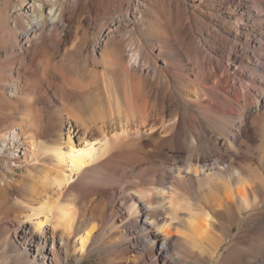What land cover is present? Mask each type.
I'll return each instance as SVG.
<instances>
[{"label":"bare ground","instance_id":"obj_1","mask_svg":"<svg viewBox=\"0 0 264 264\" xmlns=\"http://www.w3.org/2000/svg\"><path fill=\"white\" fill-rule=\"evenodd\" d=\"M190 1L195 12L181 2L184 10L163 9V23L134 16L145 28L131 43L117 39V26L102 35L96 11L95 38L84 30L61 60L55 57L66 28L85 18V4L22 0L13 11L25 27L22 33L14 24L10 33L28 75L26 85L11 79L10 114L18 120L0 132V154L9 148L6 166L26 169L13 180L21 188L16 234L24 257L66 264L75 237L76 262L105 242L117 249L119 264H253L254 254L264 260V231L247 240L230 231L244 212L263 207L264 167L235 164L243 162L249 116L264 107V42L252 34L264 29V0ZM214 15L220 29L208 24ZM220 31L234 39L233 48L245 46L243 55L224 48ZM82 54L92 66L74 61ZM162 56L173 71L158 63ZM257 124L264 134V122ZM188 185L202 190L204 203L192 201Z\"/></svg>","mask_w":264,"mask_h":264},{"label":"rangeland","instance_id":"obj_2","mask_svg":"<svg viewBox=\"0 0 264 264\" xmlns=\"http://www.w3.org/2000/svg\"><path fill=\"white\" fill-rule=\"evenodd\" d=\"M81 1L83 4H85L86 7L85 18L83 19L74 18L72 22L69 24V26L66 28L61 51H59L56 54L55 60H61L64 54L67 52V50L71 47V45L74 44L75 46L78 42H80L84 30L88 31L87 33L88 39L91 40L95 38L96 33L100 30L99 22L98 24L94 23V20L96 18V14H95L96 11H99L100 13L103 14V19H101L100 21H103L106 27L103 30L102 35L107 33L108 28L112 27L113 29L116 28L117 26V34H116L117 39L122 40L125 43H131L133 41H138L139 39H141V37L143 36L142 35L143 29L145 28L144 21L147 17L146 15H148L147 18H150V15L151 17H155V19L159 17L157 21L163 23L165 14H167V12L170 10L177 9V7H179L180 10H184L185 5L189 4L190 13L195 12L193 7L191 6L194 5V3L190 0L189 1L186 0L184 1L183 0H81ZM21 2L22 0H0V132H3L7 129L17 126L16 121L18 120V116H16L15 113L13 115L10 114L8 92L10 89L11 79L14 80L15 86L18 85L17 84L18 81H20L21 85H26L27 82L28 73L27 72L25 73L19 67V60H20L19 55L22 52H20L19 48L18 50L14 48L13 37L11 36L10 33V28L13 27L14 24H16V26L20 29L22 33L25 30L22 21L16 19V13H13V11H15L16 9L22 6ZM181 2L184 3L185 5H183ZM163 9L165 12L167 11L165 14ZM140 12L145 13L144 14L145 18L143 21L144 23L141 21L140 22L133 21L134 16L137 15L139 16ZM155 13L157 14V17ZM127 14L129 15V17L127 16ZM161 14L162 16L160 17ZM216 18L217 17L214 15L213 18L209 19L208 24H211L212 26L214 25L213 27L210 25L209 28L212 27L211 29L213 28L215 29L216 27V29H220L222 27L220 21ZM184 19L182 20V22L186 23L188 19L186 18ZM80 26H82V28H80ZM208 30L205 33H208ZM227 30L229 29L227 28ZM254 31H252V34L256 37V39L264 42V38H262V33L264 32L263 27L258 25V27L254 29ZM260 31L262 32L260 33ZM230 32L234 34L235 30L232 29ZM219 33L222 37L225 38L223 42V46L225 49H229V50L233 49L239 55H243V53L245 52V48H244L245 46L238 43L237 47L233 48V45L231 43L232 41H234V39L229 38L222 31H220ZM102 37L103 36H99L98 39L99 45L102 42L101 41ZM35 42L37 41L33 40L32 44ZM220 47L221 46L218 45V48ZM12 48L14 50H12ZM237 48L238 50H236ZM21 51L24 52L23 54L27 56V59L32 54L25 49H21ZM154 53L155 55H158L159 51L157 48L155 49ZM97 58L100 60V55H98ZM164 58L165 57L163 56L160 57L158 59V63L162 67L169 69L170 72L173 71L169 66V64L163 61ZM40 59L41 57L38 58V60ZM74 61L76 63L87 61L89 63V66H92V62H90L91 60L87 59V57L84 54L76 56ZM30 70L35 72V77H38L39 72H38L37 64H35V66H33ZM18 73L21 76V78L20 80L15 81ZM52 79L55 85L57 86V88L60 91H63L62 81L59 78V76H53ZM173 83L175 85H178V83L174 78H173ZM233 84L234 86H236V84L238 87L240 86L237 80L236 81L234 80ZM20 95L22 96V99L23 97H25L24 92L23 93L21 92ZM56 99L59 98L57 97ZM36 102L39 103L40 105L43 104L42 99L40 97L36 99ZM47 110L52 111L53 108L48 107ZM183 111L185 112L186 115H188L192 112V109L189 108L188 106H184ZM263 114H264V107H262L261 110H259L258 112L256 109H254L253 113L249 116L247 120V125L245 127L246 131L244 132L242 137L243 141L240 142V147H241L240 149L243 156L242 158L243 162L239 161L238 163L235 164V167L238 168L239 165L241 164L247 167L248 165L247 160H249L248 161L249 165L251 164L252 166L253 164V167L256 168L259 167L258 169L264 167V160H262L264 158V154H263L264 134L261 131L260 126H258L257 124V122L258 123L264 122ZM257 115H260L259 118H257ZM212 136H214V134H212ZM9 151L10 149L7 148L3 153L0 154V264H41L38 257L35 260H33V259H28L22 255V250H23L22 248H24L25 245L22 243V240L19 237V232L16 234L17 231L16 227L18 226V223L20 221L19 219L20 217H18L17 214L20 213L21 211L19 206V203L21 202V190H20L21 188L19 186H15L13 180L19 179L20 176L26 172V169L24 166L16 167V166H12L11 164H10L11 167L6 166L5 164L6 159L3 154L4 153L7 154ZM261 161L263 162L261 163ZM262 170L264 171V168H262ZM188 187H191L188 188V192L192 193V195L190 194L189 196L192 198V201L197 202L199 199L200 202L202 201L201 203L205 202L202 199L203 192L202 190L199 191L200 190L199 187L190 186V185H188ZM189 189L190 191L192 190L193 191L190 192ZM261 198L263 200V207H259L249 212H244V214L241 217V220H237L232 226H230V231L234 235V237L247 240L249 238L254 239V237H258L263 233L264 231L263 190H262ZM99 233L100 231L97 232V235ZM105 238L107 239V237ZM229 242H230V238H228L225 241L222 248L223 252H227L225 247L228 245ZM105 243L101 245L97 250L95 249L90 255L86 256L81 262H76L75 259L77 253L75 251V237H73L71 239V243L69 246L70 253L66 259V264H119V262H117V260L119 259L117 249H112L110 247L108 248L107 246L105 247L104 246ZM128 244L129 243H127L126 245ZM118 248H122V246H119ZM245 255H247V252L245 253ZM245 258H247V256H245ZM249 258L250 260L251 259L253 260L252 261L253 264H264L263 257H261V255L259 254H254L253 257L250 256ZM195 264L197 263L195 262Z\"/></svg>","mask_w":264,"mask_h":264}]
</instances>
